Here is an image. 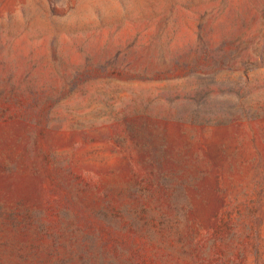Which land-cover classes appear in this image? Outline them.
<instances>
[{
	"label": "rangeland",
	"instance_id": "1",
	"mask_svg": "<svg viewBox=\"0 0 264 264\" xmlns=\"http://www.w3.org/2000/svg\"><path fill=\"white\" fill-rule=\"evenodd\" d=\"M0 264H264V0H0Z\"/></svg>",
	"mask_w": 264,
	"mask_h": 264
}]
</instances>
